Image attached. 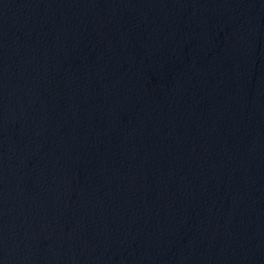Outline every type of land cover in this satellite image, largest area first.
I'll return each mask as SVG.
<instances>
[{
  "label": "water",
  "instance_id": "95a60500",
  "mask_svg": "<svg viewBox=\"0 0 264 264\" xmlns=\"http://www.w3.org/2000/svg\"><path fill=\"white\" fill-rule=\"evenodd\" d=\"M0 264H264V0H0Z\"/></svg>",
  "mask_w": 264,
  "mask_h": 264
}]
</instances>
